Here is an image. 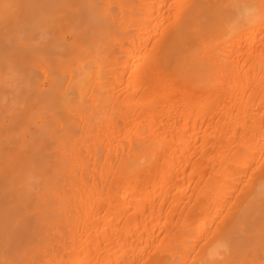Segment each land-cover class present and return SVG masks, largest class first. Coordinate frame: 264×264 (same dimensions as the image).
<instances>
[{
	"label": "bare ground",
	"instance_id": "obj_1",
	"mask_svg": "<svg viewBox=\"0 0 264 264\" xmlns=\"http://www.w3.org/2000/svg\"><path fill=\"white\" fill-rule=\"evenodd\" d=\"M4 15L0 264H264V0Z\"/></svg>",
	"mask_w": 264,
	"mask_h": 264
},
{
	"label": "rangeland",
	"instance_id": "obj_2",
	"mask_svg": "<svg viewBox=\"0 0 264 264\" xmlns=\"http://www.w3.org/2000/svg\"><path fill=\"white\" fill-rule=\"evenodd\" d=\"M5 3V2H4ZM5 8V7H4ZM20 11H19V14L22 12L21 10H23L22 9V7L20 6ZM7 9V8H6ZM6 9H5V11H6ZM16 9V8H15ZM14 9V10H15ZM11 12V11H10ZM12 12H13V10H12ZM11 12V13H12ZM23 14H21V15H18V16H22ZM15 16V15H14ZM8 17V16H7ZM16 17V16H15ZM4 18H5V15H4V17L2 16L1 17V25H0V28L2 27V28H6L7 29V27H11V25L13 24L14 25V22H16V20L17 19H13L14 17H9L8 18V20H4ZM17 18H19V17H17ZM22 18V17H21ZM21 18H19V19H21ZM10 19V20H9ZM11 20H12V23L10 24V22H11ZM10 21V22H9ZM14 21V22H13ZM19 21H21V20H19ZM6 23H8V24H6ZM10 24V25H9ZM20 26L22 25V22H21V24L20 23H18ZM13 25H12V28H10V29H12L11 31H13V30H15V27H13ZM15 25H17V22H16V24ZM20 26H16V27H20ZM14 28V29H13ZM17 29V28H16ZM7 30H9V29H7ZM2 31H6V30H2ZM20 31V30H19ZM7 32V31H6ZM20 32H22V31H20Z\"/></svg>",
	"mask_w": 264,
	"mask_h": 264
},
{
	"label": "snow or ice",
	"instance_id": "obj_3",
	"mask_svg": "<svg viewBox=\"0 0 264 264\" xmlns=\"http://www.w3.org/2000/svg\"><path fill=\"white\" fill-rule=\"evenodd\" d=\"M11 7L10 5H5V8Z\"/></svg>",
	"mask_w": 264,
	"mask_h": 264
}]
</instances>
